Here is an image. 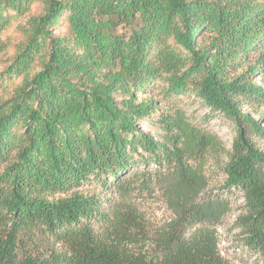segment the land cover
I'll list each match as a JSON object with an SVG mask.
<instances>
[{
	"label": "trees",
	"instance_id": "1",
	"mask_svg": "<svg viewBox=\"0 0 264 264\" xmlns=\"http://www.w3.org/2000/svg\"><path fill=\"white\" fill-rule=\"evenodd\" d=\"M15 22L0 264H234L219 229L237 197L264 264V0H0V31ZM185 97L232 126L230 149ZM158 190L174 218L151 232L129 200Z\"/></svg>",
	"mask_w": 264,
	"mask_h": 264
},
{
	"label": "rangeland",
	"instance_id": "2",
	"mask_svg": "<svg viewBox=\"0 0 264 264\" xmlns=\"http://www.w3.org/2000/svg\"><path fill=\"white\" fill-rule=\"evenodd\" d=\"M21 26H18L15 22L6 32L0 31V72L3 70L4 65L8 61L9 57L13 54L16 44L21 39L20 32ZM8 38L11 42H7ZM6 42V43H5ZM5 43V44H2ZM15 79L11 82L2 83L0 90L5 88L10 89L14 86ZM5 90V89H4ZM0 92V98L3 91ZM6 93L4 97H7ZM184 102L188 105L187 109L189 112L194 113L198 117L209 116V124L212 126L213 130L217 131L221 136L223 142L227 145V148H231L234 139V130L232 126L223 118L215 116L214 114L208 113V110L200 105V103L194 97H185ZM148 130V127L146 128ZM212 178L210 189H217L223 181V176L212 173L209 174ZM85 194L88 195H98L103 200L115 199L112 192H106L98 183H91L82 189ZM234 210L225 219L224 224L220 227L219 233L221 236V251L222 254L228 261L234 264H263V262H257L254 256L242 253L239 243V230H235L233 227L235 218L242 213L243 202L238 197L234 199ZM128 202V201H127ZM113 203V202H112ZM112 203L104 202L107 207ZM134 208L137 210L138 214L141 215L148 230L153 232L158 227H161L174 218L172 210L169 208L166 197L158 190L155 194L140 195L135 196L129 200Z\"/></svg>",
	"mask_w": 264,
	"mask_h": 264
}]
</instances>
